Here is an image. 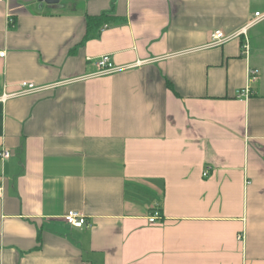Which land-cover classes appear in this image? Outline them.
<instances>
[{"label":"crops","instance_id":"obj_1","mask_svg":"<svg viewBox=\"0 0 264 264\" xmlns=\"http://www.w3.org/2000/svg\"><path fill=\"white\" fill-rule=\"evenodd\" d=\"M255 12L264 0L0 1V95L53 85L0 101V264H264ZM101 55L137 65L89 76Z\"/></svg>","mask_w":264,"mask_h":264},{"label":"built area","instance_id":"obj_2","mask_svg":"<svg viewBox=\"0 0 264 264\" xmlns=\"http://www.w3.org/2000/svg\"><path fill=\"white\" fill-rule=\"evenodd\" d=\"M2 1V0H0ZM256 17H258L259 20L264 19V14H260L259 12H255L254 13ZM256 19V20H258ZM11 22V19H8ZM256 20L252 21L250 24H253L256 22ZM246 33V27H243L242 29H240L239 31L236 32H232V33H228L225 34L220 30H215L212 32L211 34V41L210 43L207 45L208 47H215V46H220L242 34ZM242 51L244 53H246V55L248 54V41L247 39L244 41V43L242 44ZM4 52L1 51L0 52V56H3ZM95 65H96V71L94 73H91L89 76H100V75H107V74H111L126 68H131L136 66L137 64H128V65H114L110 59L109 55H101L100 57H98L95 60ZM258 80V74L257 71L254 68H248V81L246 86L243 89H240L236 92V96L238 98H248L250 92H251V88L252 85L256 84ZM20 89L14 93H3L0 95V101L5 100V98L7 97H14V96H18V95H25V94H30V93H36L39 91H42L50 86L53 85H48V86H37L32 82H28V81H22L19 84ZM9 156V152L5 149H2L0 151V159H5L6 157ZM208 172V167H206V170L204 171L203 175H206ZM2 194V186L0 185V196ZM158 218V212L154 211L152 215H150L148 217V222L153 223L156 221V219ZM64 221L73 226V227H83L85 225H89L88 222H86L85 219V215L80 212V211H68L64 217H63Z\"/></svg>","mask_w":264,"mask_h":264},{"label":"trees","instance_id":"obj_3","mask_svg":"<svg viewBox=\"0 0 264 264\" xmlns=\"http://www.w3.org/2000/svg\"><path fill=\"white\" fill-rule=\"evenodd\" d=\"M88 20H89V21H88L89 24L92 25V24H95V23H96V24L103 23L104 20H105V18H104V16H100V15H99V16L91 17V18H89ZM96 24H95V25H96Z\"/></svg>","mask_w":264,"mask_h":264},{"label":"water","instance_id":"obj_4","mask_svg":"<svg viewBox=\"0 0 264 264\" xmlns=\"http://www.w3.org/2000/svg\"><path fill=\"white\" fill-rule=\"evenodd\" d=\"M41 1L48 5L57 4L59 2V0H41Z\"/></svg>","mask_w":264,"mask_h":264}]
</instances>
